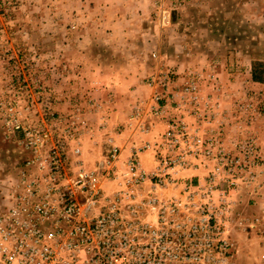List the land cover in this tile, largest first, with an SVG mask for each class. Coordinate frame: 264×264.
Returning <instances> with one entry per match:
<instances>
[{
	"label": "built area",
	"instance_id": "2783aa9c",
	"mask_svg": "<svg viewBox=\"0 0 264 264\" xmlns=\"http://www.w3.org/2000/svg\"><path fill=\"white\" fill-rule=\"evenodd\" d=\"M155 75L146 82L148 108L164 131L131 144L123 161L112 147L101 177L79 161L71 171L84 123L59 130L52 116L49 126L31 128L10 109L6 136L20 134L31 157L1 181L0 264H232L231 233L259 223L238 207L242 190L259 189L260 148L227 134L231 109L203 97L194 79L178 87L165 69ZM240 105L234 119L249 114L250 105ZM144 152L153 157L150 172L139 160ZM109 178L116 188L106 194Z\"/></svg>",
	"mask_w": 264,
	"mask_h": 264
},
{
	"label": "rangeland",
	"instance_id": "374dc122",
	"mask_svg": "<svg viewBox=\"0 0 264 264\" xmlns=\"http://www.w3.org/2000/svg\"><path fill=\"white\" fill-rule=\"evenodd\" d=\"M81 2L84 0H0V187H5L2 183L5 180L14 179L24 159L31 157L19 145L20 134L6 136L5 126L14 106L24 125L31 128L49 126L52 116V124L59 130L72 123L79 127L84 123L79 134L80 155L71 159V171H77L79 161L85 172L101 177L104 174L101 164L112 147L120 150L122 161L132 153L130 145L123 155L127 144L120 146L116 136L127 130L131 144L139 146L164 131L165 121L149 112L151 91L146 85L161 68L171 74L169 78L178 81V87L194 79L203 97L221 98V106L231 109L232 118L227 121L231 129L227 134L232 137L240 133L257 142L263 156L262 174L257 180L259 189L242 190L238 212L242 218H258L246 215L243 209L244 198L253 197L260 190L263 192L260 201L264 204V88L252 86L264 85L252 80L255 69L264 71V0H152L144 9L146 19L126 21L127 29L121 28L129 30L131 34L125 39L137 48L131 56L146 62L143 69L131 72L126 67L128 56L122 51L94 54L93 45L90 52L73 47L77 46L79 31L86 24L78 20ZM93 38L96 46L100 44L105 49L126 46L116 36L107 42L101 35ZM70 58L78 59L75 61L84 66V74L90 63L96 61L93 65L104 71L106 80H112L118 70L123 76L135 77L130 84L133 89L139 88L135 98L117 104L118 113H126L122 124L113 126L109 122L113 117L108 116L116 105V100L109 97L114 95L110 87H106V99L101 100L96 91L101 86L89 83L90 77L85 79L87 87L78 78L68 81ZM111 59L118 60L114 67L110 66ZM118 96L124 97L121 90ZM240 104H248L251 109L248 115L234 119ZM173 111L170 109V116L175 115ZM142 128L150 134L141 132ZM256 130H262L263 135ZM91 149L94 154L88 153ZM139 160L145 171L152 170L151 153H140ZM115 188L111 178L104 182L106 194ZM249 202L256 203L255 199ZM258 219L252 230L231 233L232 260L236 244L233 234H257L261 223Z\"/></svg>",
	"mask_w": 264,
	"mask_h": 264
},
{
	"label": "crops",
	"instance_id": "0c3cea01",
	"mask_svg": "<svg viewBox=\"0 0 264 264\" xmlns=\"http://www.w3.org/2000/svg\"><path fill=\"white\" fill-rule=\"evenodd\" d=\"M80 2V1H78ZM113 3V4H112ZM152 0H84V3H80V10L82 11L80 14L79 21H84L86 24L84 25V30H80L78 34V39H76L77 46L74 44V48H79L81 51H91L92 45L94 48V54L98 52L102 53H117L118 50L122 51V54L128 58H125L126 67L129 72L132 69H143L146 62L144 59L137 57L136 55L131 56L136 51V47L132 44L127 43L125 37L130 36L129 30L127 31V23L126 21H143L146 19V11L147 5H151ZM129 25V24H128ZM121 28H126L121 30ZM118 29V30H117ZM106 31H111L113 33H108ZM99 35L104 38V41L114 39L116 36V40H122L126 44L123 48H117V46H113V48L105 49L100 44L94 43V36L98 39ZM96 41V40H95ZM101 42V40L96 41V43ZM105 42V44H106ZM115 43H118L115 41ZM118 45V44H117ZM113 49V50H112ZM113 56V54H112ZM116 57V56H113ZM78 59H68V69H70L69 80L76 79L82 81L84 86L87 87L91 81L94 84L100 85V88H97V97L101 100L106 99V87H110L113 94L109 96L112 100H116V105L113 106L114 112L111 113L108 117H112L111 123L113 126L122 124L123 120H125V114H119L117 109L119 103H122V100L133 99L135 98L134 93L139 89L138 87L133 89L130 85L131 82L135 79V77L129 76L128 74H121L120 70L114 72L112 75V80H106L103 76L105 75L104 71L100 69V67H95L94 62L90 63L91 67L89 71L85 74L84 66L77 61ZM118 60H110V66L114 67ZM109 67V66H108ZM126 67H122V70L127 69ZM121 69V67H120ZM118 73V74H117ZM87 74V76H86ZM90 77V80L87 82L85 79ZM140 77V76H139ZM96 78V79H95ZM91 82V83H92ZM256 85V86H255ZM254 87L264 88V85L254 84ZM102 88V89H101ZM122 91L124 97L118 96L119 91ZM236 94V92L234 93ZM239 95V94H237ZM134 96V97H133ZM118 104V105H117ZM113 111V110H112ZM256 132L260 135H263L262 130H256ZM117 141L120 142V146L125 147L123 155L125 156L128 148L131 145V139L129 138V133L125 130L119 136H116ZM259 140V139H258ZM94 154V151L91 149L88 153ZM145 159V158H144ZM263 194L261 190L254 195L253 197L244 198V213L246 215H254L260 218L261 223L259 225V229L257 234L252 235H243V234H233L236 240L235 244V253L233 255V264H264V204L260 201V196ZM251 199H255V204L253 202H249ZM249 202V203H248ZM264 202V201H263ZM263 211V212H262Z\"/></svg>",
	"mask_w": 264,
	"mask_h": 264
},
{
	"label": "trees",
	"instance_id": "16d2710c",
	"mask_svg": "<svg viewBox=\"0 0 264 264\" xmlns=\"http://www.w3.org/2000/svg\"><path fill=\"white\" fill-rule=\"evenodd\" d=\"M261 67V66H260ZM252 80L257 83H264V71L258 72L256 69L252 72Z\"/></svg>",
	"mask_w": 264,
	"mask_h": 264
}]
</instances>
